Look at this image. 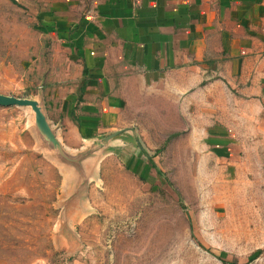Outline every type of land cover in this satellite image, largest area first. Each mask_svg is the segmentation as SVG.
I'll return each instance as SVG.
<instances>
[{
    "label": "rangeland",
    "instance_id": "rangeland-1",
    "mask_svg": "<svg viewBox=\"0 0 264 264\" xmlns=\"http://www.w3.org/2000/svg\"><path fill=\"white\" fill-rule=\"evenodd\" d=\"M47 41L24 7L0 0V93L43 103L48 88L69 85L53 81L64 71ZM162 95L144 99L131 142L116 138L80 167L47 148L30 107L0 106V264H264V135L239 115L250 109L195 94L190 111L181 95ZM212 124L230 129L235 158L207 147ZM72 170L87 210L68 228ZM69 234L78 241L64 247Z\"/></svg>",
    "mask_w": 264,
    "mask_h": 264
},
{
    "label": "crops",
    "instance_id": "crops-1",
    "mask_svg": "<svg viewBox=\"0 0 264 264\" xmlns=\"http://www.w3.org/2000/svg\"><path fill=\"white\" fill-rule=\"evenodd\" d=\"M14 1L47 38L52 61L60 60L64 73L53 81L69 84L42 96L68 151L77 153L121 129L117 138L131 142L137 116L150 106L144 99L156 94L181 95L190 111L195 94L233 96L250 109L239 115L264 135V0ZM231 134L226 124H212L204 140L218 157L231 159L237 148ZM142 160L135 170L144 175ZM74 172L64 181L70 196L79 195L68 228L81 223L87 210ZM68 237L75 236L58 244L66 247ZM262 253L258 248L249 259Z\"/></svg>",
    "mask_w": 264,
    "mask_h": 264
},
{
    "label": "water",
    "instance_id": "water-1",
    "mask_svg": "<svg viewBox=\"0 0 264 264\" xmlns=\"http://www.w3.org/2000/svg\"><path fill=\"white\" fill-rule=\"evenodd\" d=\"M14 105L22 107L26 106L32 109V111L34 112L36 129L38 131L39 136L44 140L47 148L54 151L60 159L66 161L74 167H80L82 161L87 158L91 153L95 152L100 148L107 147L108 143L117 138L124 131L121 129L112 132L96 140L83 151L72 153L68 151L61 143L60 139L57 136V130L49 121L44 110V105L40 100L31 97H20L16 95L0 93V106Z\"/></svg>",
    "mask_w": 264,
    "mask_h": 264
},
{
    "label": "trees",
    "instance_id": "trees-1",
    "mask_svg": "<svg viewBox=\"0 0 264 264\" xmlns=\"http://www.w3.org/2000/svg\"><path fill=\"white\" fill-rule=\"evenodd\" d=\"M14 1V0H13Z\"/></svg>",
    "mask_w": 264,
    "mask_h": 264
}]
</instances>
